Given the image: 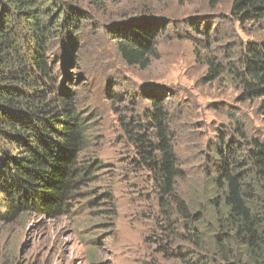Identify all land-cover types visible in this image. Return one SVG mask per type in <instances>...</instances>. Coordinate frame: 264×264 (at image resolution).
<instances>
[{"label":"rangeland","instance_id":"1","mask_svg":"<svg viewBox=\"0 0 264 264\" xmlns=\"http://www.w3.org/2000/svg\"><path fill=\"white\" fill-rule=\"evenodd\" d=\"M67 1L79 7L84 21L73 31V44L63 38L53 45L51 61L60 83L73 84L89 119L90 142L81 160L92 165L95 176L65 215L30 214L0 222V264H185L199 259L209 250L201 210L221 159L244 149L246 139L264 142L259 101H242L228 77L205 82L203 58L213 54L226 68L239 64L245 45L264 39V20L241 24L231 13L233 0L216 5L210 0ZM137 16L159 18L165 27L145 67L122 59L113 36L118 30L110 28ZM150 94L165 99L183 173L176 194L186 210L172 198L161 199L132 133L125 130L129 123L149 125Z\"/></svg>","mask_w":264,"mask_h":264},{"label":"trees","instance_id":"2","mask_svg":"<svg viewBox=\"0 0 264 264\" xmlns=\"http://www.w3.org/2000/svg\"><path fill=\"white\" fill-rule=\"evenodd\" d=\"M221 1L210 0L212 5ZM231 13L241 24H261L264 0H233ZM84 17L67 0H0V206L4 208L0 222L4 224L30 214L65 215L95 176L92 165L81 160L90 142L89 119L80 110L73 84L60 83L51 61L53 45L63 38L73 44V31ZM110 28L118 30L113 36L122 59L145 67L157 52L159 32L165 27L159 18L137 16ZM203 59L205 82L230 78L240 99L258 100L264 112V39L248 42L239 64L229 68L213 54ZM164 100L150 94L149 125L129 123L125 130L132 133L161 199L172 198L183 207L176 194L183 173L172 147ZM238 130L245 137L239 122ZM245 141L244 149L221 159L219 172L212 176L211 194L201 210L209 250L185 264H264V142Z\"/></svg>","mask_w":264,"mask_h":264}]
</instances>
